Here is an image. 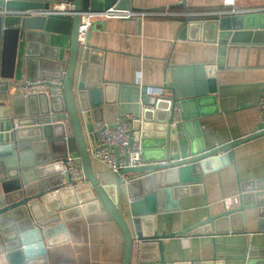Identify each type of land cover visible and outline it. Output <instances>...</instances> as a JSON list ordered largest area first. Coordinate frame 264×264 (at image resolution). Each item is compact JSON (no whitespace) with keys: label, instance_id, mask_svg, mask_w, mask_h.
<instances>
[{"label":"water","instance_id":"95a60500","mask_svg":"<svg viewBox=\"0 0 264 264\" xmlns=\"http://www.w3.org/2000/svg\"><path fill=\"white\" fill-rule=\"evenodd\" d=\"M60 2L71 3L74 14L0 16L1 77L6 80L0 90V254L10 264H33L44 258L49 225L63 227L70 211L85 213L87 205L94 202L102 204L121 231L125 240L123 264H130L134 249L140 255L150 246L157 252L159 263L165 264L163 239L139 234L146 217L162 212L165 201L176 198L180 187L195 190L202 186L207 170L229 166L233 147L263 136L262 125L255 134L206 151L198 119L203 115V106L214 101L212 64L198 67L206 83L194 76L193 82L185 86L177 79L173 87H165L166 96L151 98L145 86L103 85L97 51L79 47L78 13L103 12L110 7L128 9L130 0H0V11L53 9ZM263 15H223L204 23L186 20L180 37L194 30L197 40L217 44L216 61L222 67L228 42L254 35L251 41L259 43L257 34L251 31H263ZM180 70V66L174 67L175 80ZM46 78L61 80L62 92L51 88L47 93L19 94L26 82ZM140 104H144L142 111ZM128 113L142 121L135 133L143 160L166 162L162 166L127 168L120 173L135 174L142 185L141 197L129 201L136 236L123 217V181L116 176L113 185H100L88 151V147H94L104 121ZM106 125L111 127L113 123ZM74 153L79 154L90 190H74L75 183L62 174L64 160ZM257 191L252 185L241 187L238 206L208 215L198 225L175 235L201 227L214 234L231 231L233 223H243L246 211L251 209L264 217V195ZM214 262L202 264H219Z\"/></svg>","mask_w":264,"mask_h":264},{"label":"crops","instance_id":"0c3cea01","mask_svg":"<svg viewBox=\"0 0 264 264\" xmlns=\"http://www.w3.org/2000/svg\"><path fill=\"white\" fill-rule=\"evenodd\" d=\"M222 2L130 0V7L126 10L162 15L95 20L87 41V47L97 51L96 60L100 64L99 77L103 85L161 88L163 96H166L165 87H173L177 79L185 86L193 82L194 76L204 80V73L198 67L214 65V101L203 106V115L198 119L206 151L258 132V102L264 89V29L251 31L257 34L259 43L251 41L254 35L242 36L238 42H228L222 67L216 61L217 44L205 39L197 40L194 30L188 31L184 38L180 37L186 20L204 23L216 19L217 13L225 10ZM229 8L262 10L264 0H233V6ZM262 12L264 10L246 14ZM176 66L181 70L175 80ZM115 119L104 121L103 125L113 123ZM71 156L76 158L81 168L79 154ZM90 162L100 185L115 183L116 176L110 170L93 158ZM135 177V174L124 176L130 181L121 187L123 217L133 236L136 232L129 201L141 197L143 192L139 179ZM251 185L264 195V135L234 146L233 161L229 166L207 170L202 186L195 190L180 187L176 198L170 197L165 201L166 208L162 212L146 217L139 234L141 237L163 239L165 264L214 261L219 264H264V217H258L255 209L246 211L243 223L234 222L231 231L225 233L214 234L201 227L175 235L181 229L188 230L198 225L208 215L222 212L226 208L222 199L238 197L241 187L247 189ZM90 189L91 186L85 183L77 191ZM236 206L238 204L226 209ZM66 220L63 227L49 225L51 229L47 234L44 258L35 260L33 264H123L125 240L102 204H88L85 213L70 211ZM173 234L174 237H169ZM152 248L148 247L140 255L134 249L130 264H160L157 252ZM0 264H10L4 254H0Z\"/></svg>","mask_w":264,"mask_h":264},{"label":"built area","instance_id":"2783aa9c","mask_svg":"<svg viewBox=\"0 0 264 264\" xmlns=\"http://www.w3.org/2000/svg\"><path fill=\"white\" fill-rule=\"evenodd\" d=\"M233 6V0H223L222 7L225 10L218 12L219 16L223 15H245L246 13H251L255 11L262 10H245L240 11L234 8H229ZM71 3L60 2L53 6V9H35V10H25V11H8L3 9L0 11V16H53V15H68L74 14L72 11ZM162 15L161 13H158ZM156 13L152 12H134L131 10H119L114 7L105 9L103 12H93V11H83L78 13L79 23H78V43L82 50L87 48L88 35L91 30L92 24L95 20L104 21L105 19H132V18H143L145 16H158ZM1 66H0V90L3 86V78L1 77ZM63 82L61 80H46L37 79L36 82L28 83L26 82V87L20 89L19 93L23 94H37L38 92H48L51 88L57 90V93L62 92ZM140 86V85H139ZM148 96L153 98L162 94V89L148 88ZM261 97L258 102V112L260 114V125H262L261 131H264V89L261 92ZM144 108V104H140V111ZM142 123L141 119L135 117L132 114H125L121 117H117L113 122V126L104 125L100 131L97 133L95 138L94 147L88 149L90 158L97 160L102 165H104L108 170L111 171L115 176L122 177L123 183L130 181L129 179L123 178L120 173L122 170L127 168H139L144 167V165L151 166H162L166 164L165 161L162 162H145L142 158V150L140 139L136 136V128ZM172 162V161H171ZM62 174L69 177L70 181L74 182V190H79V188L84 187V174L83 170L77 165L76 158L69 155L63 163ZM226 208L231 207L234 204H238V197L224 198L222 199Z\"/></svg>","mask_w":264,"mask_h":264}]
</instances>
